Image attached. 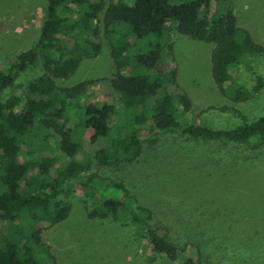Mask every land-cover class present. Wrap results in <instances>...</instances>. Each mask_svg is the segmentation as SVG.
Returning a JSON list of instances; mask_svg holds the SVG:
<instances>
[{
    "label": "trees",
    "instance_id": "obj_1",
    "mask_svg": "<svg viewBox=\"0 0 264 264\" xmlns=\"http://www.w3.org/2000/svg\"><path fill=\"white\" fill-rule=\"evenodd\" d=\"M172 29L213 45L210 75L230 102H246L263 88L261 77L250 90L232 77L234 66L248 65L247 55H264V47L237 25L230 0H46L36 41L0 66V264H56L43 230L69 216L70 206L57 198L71 184L85 198L88 219L130 226L132 240L151 252L145 263L209 264L205 254L215 239L204 225L182 227L169 204L140 205L122 182L89 173L92 160L113 173L133 163L144 143L158 141L146 136L158 132L233 146L217 163L264 158V115L247 121L233 109L239 124L223 128L189 118L192 101L176 81ZM146 37L154 39L147 50H134ZM101 39L109 43L112 77L59 87L56 82L71 76L83 59L99 54ZM37 66L42 73L25 86L19 110L1 100L22 72ZM136 67L151 74H139ZM100 85L105 96L93 98L91 89ZM122 114L127 118L119 123ZM104 138L106 145L92 156L84 151V139ZM247 233L235 237L224 231L217 238L218 250L213 249L222 253V263H246L245 246L259 245L264 254L259 243L264 233Z\"/></svg>",
    "mask_w": 264,
    "mask_h": 264
},
{
    "label": "rangeland",
    "instance_id": "obj_2",
    "mask_svg": "<svg viewBox=\"0 0 264 264\" xmlns=\"http://www.w3.org/2000/svg\"><path fill=\"white\" fill-rule=\"evenodd\" d=\"M230 2L237 25L247 30L254 42L264 47V0ZM45 6L46 0H0V66L36 41ZM134 39L131 34L129 41L132 43ZM153 42L152 37L137 40L133 49L145 52L148 44ZM170 42L176 81L192 101L191 120L205 121L211 126L223 128L239 124L240 119L232 112L233 109L238 110L247 121L264 115V86L257 95L243 103H232L218 93L210 75L212 44L192 40L174 29L171 30ZM246 58L248 65L240 63L234 66L231 74L237 84L250 90L256 77L264 80V55H247ZM133 70L145 76L151 74L140 67ZM113 71L109 43L101 39L99 54L83 59L71 76L56 84L70 87L85 80L109 79ZM41 73L38 66L22 72L1 94V100L14 103L15 109L19 110L24 103L25 86ZM100 86L91 89L93 98L105 96L104 88ZM223 106L227 110H221ZM125 117L122 114L119 123H124ZM146 137L157 138L158 141L153 145L144 143L141 156L133 163L113 173L92 160L89 173L122 182L140 205L148 206L157 201L169 204L177 210L176 218L182 227L198 222L204 225L203 229L210 232L208 237L215 239L208 242L205 254L207 263L264 262V254L257 248L259 245L241 248L244 254L242 259L246 263L237 259L222 263V253L218 254L213 249H217L214 244L224 231L235 237L247 232L264 233V158L247 163L239 160H232L229 164L225 161L217 163V158H227L224 153L233 146L220 141L186 140L175 132H158ZM82 143L84 151L92 156L106 145L107 140L104 138L90 143L84 139ZM231 155L234 157L235 151H231ZM57 199L70 206L69 216L43 230V241L50 247L56 264H147L144 257L151 252L144 250L140 242L132 240L130 226L109 219L86 217L88 207L76 185L65 187ZM259 241L264 243V235L259 236ZM227 256L230 257V254ZM153 264L172 263L163 261Z\"/></svg>",
    "mask_w": 264,
    "mask_h": 264
}]
</instances>
